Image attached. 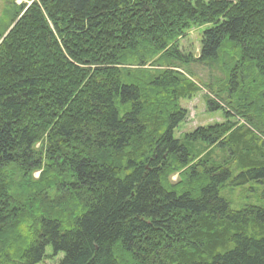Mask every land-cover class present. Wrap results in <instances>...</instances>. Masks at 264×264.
<instances>
[{"label": "trees", "instance_id": "1", "mask_svg": "<svg viewBox=\"0 0 264 264\" xmlns=\"http://www.w3.org/2000/svg\"><path fill=\"white\" fill-rule=\"evenodd\" d=\"M201 88L223 121L176 139ZM234 173L264 181V0L10 2L0 264H264V206L219 194Z\"/></svg>", "mask_w": 264, "mask_h": 264}, {"label": "rangeland", "instance_id": "2", "mask_svg": "<svg viewBox=\"0 0 264 264\" xmlns=\"http://www.w3.org/2000/svg\"><path fill=\"white\" fill-rule=\"evenodd\" d=\"M11 1L14 3L22 2V0H0V18ZM203 30H205L204 27L191 30L189 34L180 41L179 48L183 54H192L194 57H197L200 39L199 34H201ZM189 70L201 84L214 83L212 81H215V79L220 76L216 71L200 64H191ZM207 97L206 92L201 88V91L195 94L191 100L180 101V107L187 111V117L176 129L174 135L176 139H181L182 136L198 127H205L223 121L220 112L209 113L207 111ZM215 153L219 156L217 151H215ZM37 175L38 173H35L34 176L37 177ZM236 176L237 173H234L231 179L225 183L224 188L219 192L220 196L228 202L231 209L239 210L247 205L264 206V181L262 183L247 182L245 184L236 185ZM175 180L176 177L173 176L171 181L174 182ZM41 264H57V259L49 258L44 260Z\"/></svg>", "mask_w": 264, "mask_h": 264}, {"label": "bare ground", "instance_id": "3", "mask_svg": "<svg viewBox=\"0 0 264 264\" xmlns=\"http://www.w3.org/2000/svg\"><path fill=\"white\" fill-rule=\"evenodd\" d=\"M254 183V182H253ZM64 209V208H63ZM74 216V215H73Z\"/></svg>", "mask_w": 264, "mask_h": 264}]
</instances>
